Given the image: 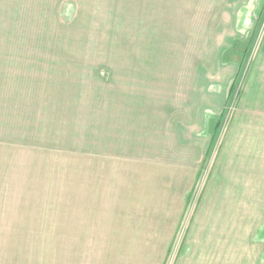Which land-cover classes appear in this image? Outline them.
<instances>
[{
    "label": "rangeland",
    "instance_id": "rangeland-1",
    "mask_svg": "<svg viewBox=\"0 0 264 264\" xmlns=\"http://www.w3.org/2000/svg\"><path fill=\"white\" fill-rule=\"evenodd\" d=\"M262 8L0 0L2 264H264Z\"/></svg>",
    "mask_w": 264,
    "mask_h": 264
},
{
    "label": "crops",
    "instance_id": "crops-1",
    "mask_svg": "<svg viewBox=\"0 0 264 264\" xmlns=\"http://www.w3.org/2000/svg\"><path fill=\"white\" fill-rule=\"evenodd\" d=\"M262 56L260 57L261 58V61L260 63H263L264 62V44L262 46ZM28 98V97H27ZM29 107L32 108L31 104H29ZM17 110H18V107L16 106ZM252 111V113H255L257 111L256 110H250ZM26 119H29L28 118V115L25 114L23 115ZM246 117V116H245ZM244 118V116L242 117ZM241 118V116L239 117V120H243ZM27 125H28V121H27ZM210 128V126H209ZM242 129H247L245 128V125L241 127ZM17 131H18V127H17ZM194 191V190H193ZM191 191V193L193 192ZM48 224H52L54 225V227H58V229L60 230V227L61 225H64L65 223H48ZM62 234V233H61ZM60 235V234H59ZM65 236H66V233H65ZM62 237L59 238V240L61 239ZM200 241L198 244L195 245V248L192 249L190 255L192 256V259L198 263V264H210V254H211V249L213 250H219V249H222L223 253L225 251V245H224V242L223 244H220L218 242V238H212L209 242H205V240L202 238L201 234H200ZM226 239V237H224V240ZM1 248H2V245L0 243V264H2V258H1ZM45 252V251H44ZM43 252H41L42 254ZM46 253V252H45ZM37 255V260L36 262L34 260L32 261H29L27 260L26 264H56L55 262V258H51L50 256H42V255ZM56 254V253H54ZM200 255V256H199ZM196 256H199V257H196Z\"/></svg>",
    "mask_w": 264,
    "mask_h": 264
},
{
    "label": "trees",
    "instance_id": "trees-1",
    "mask_svg": "<svg viewBox=\"0 0 264 264\" xmlns=\"http://www.w3.org/2000/svg\"><path fill=\"white\" fill-rule=\"evenodd\" d=\"M261 14H260V16L259 17H262V15H263V13H264V8H262V11L260 12ZM257 28L258 27H256V28H254V30H253V32H252V36H251V39H250V42H248V44L247 45H243L244 46V48H243V55H241V65L243 66V64H244V62H245V60H246V56H247V54H248V52H249V50H250V47H251V44L253 43V40L255 39V36H256V33H257ZM237 79L238 78H236L235 80H234V82H233V85H232V88H231V90H230V94H229V98H231V96H232V94H233V92H234V90H235V86H236V81H237ZM221 121H216L215 123H213L212 125H211V128H212V130L214 131H212V133L213 134H218L219 133V129H220V126H221V123H220ZM223 123V122H222ZM200 177L203 175V172H201L200 174ZM195 192V191H194ZM191 201H192V195L191 196H189V198H188V202H190L191 203Z\"/></svg>",
    "mask_w": 264,
    "mask_h": 264
}]
</instances>
